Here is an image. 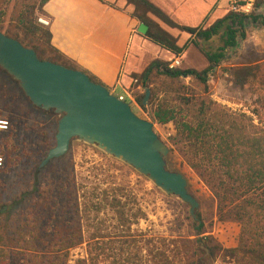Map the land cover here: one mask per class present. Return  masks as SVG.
<instances>
[{
    "label": "trees",
    "instance_id": "trees-1",
    "mask_svg": "<svg viewBox=\"0 0 264 264\" xmlns=\"http://www.w3.org/2000/svg\"><path fill=\"white\" fill-rule=\"evenodd\" d=\"M45 1L19 0L11 6L10 0H0V31L32 48L37 57L27 36L42 31L35 23V13L40 11ZM128 1L136 9L143 7L144 11L150 12L164 24L188 32L192 36L189 42L198 46L208 61L207 66L199 70L168 67V62L157 59L150 61L139 74L142 92L134 96V101L152 122L172 124L174 133L169 136L168 151L174 149L210 192L217 216L238 224L236 244L223 247L211 234H204L203 222L195 213L191 221L194 237H159L155 264H264V84L256 75L257 66L244 64L230 71L235 85H247L255 95L254 106L248 109V113L216 102L211 98L207 84V73L218 65L227 50L237 45L238 39H244L246 20L264 24L262 15L254 13L255 9L264 8V0H253L249 14L228 10L223 17L206 27L180 26L147 0ZM13 5L16 8L12 16ZM139 19L147 25L143 35L148 40L174 55L181 52L185 45L176 46L173 38L156 24L142 16ZM10 23L22 38L17 37L16 32L11 33ZM43 32L48 38V30L44 29ZM217 34L221 36V44L214 50L204 49L198 44V41H208ZM87 76L98 82L92 76ZM145 88L148 89V97L142 104ZM43 112L51 114V122L55 125L56 114L51 110ZM7 143L0 140L1 159L7 152ZM63 171L62 178L58 176L49 180L47 188L43 189L45 201L37 204L34 210V214L59 215L49 233L38 225L34 214L30 216V222L22 221L18 227L23 229L21 235L29 251L42 249L49 253L62 252L65 256L69 248L82 243L79 218L71 217V221L65 218L70 211L74 215L79 213L78 186L71 169L64 166ZM91 177L89 183L95 199L91 205L95 212L99 211L102 203L110 206L115 210L117 223L127 227L138 218H145V213L139 207L135 208L138 214L132 212V201L129 199L132 191L121 182H115L113 174H94ZM34 189L38 187L34 186ZM128 203L129 206L125 208ZM3 206L0 204V213L7 210ZM7 239L10 238L0 235V264L6 261L7 251L1 246L5 245ZM117 242V257L111 258L109 264H143L139 239L129 234L128 238ZM103 243L97 240L87 242L85 256L78 258L75 264H96L99 254L103 253ZM96 249L101 252H96Z\"/></svg>",
    "mask_w": 264,
    "mask_h": 264
},
{
    "label": "rangeland",
    "instance_id": "rangeland-1",
    "mask_svg": "<svg viewBox=\"0 0 264 264\" xmlns=\"http://www.w3.org/2000/svg\"><path fill=\"white\" fill-rule=\"evenodd\" d=\"M18 1L10 0L11 6L13 2L18 3ZM15 8L16 6L13 5L10 15H14ZM254 13L263 15L264 20V8H257ZM38 15H41L39 11L35 13V18ZM35 23L42 31L47 30L48 25H41L36 19ZM250 23L253 22L246 20L244 29L250 26ZM9 26L11 33H15L13 23ZM251 27L260 32L264 30V24L260 22H254ZM42 31L33 36H27V40L30 39L29 44L34 47L38 57L74 68L50 47L48 38ZM16 33H18L17 37L22 38L19 32ZM220 44L219 34L215 35L211 41L200 42L201 47L209 50H214ZM237 44L238 47L233 48L234 50L227 53L223 57L224 60L218 63V68L212 70L207 84L210 96L216 102L248 113V109L254 106L255 95L252 94L249 86L235 85L232 82L230 71L237 66L235 64L262 57L264 51L250 53L248 52L250 43L244 45V50L239 39ZM249 64L258 67L256 75L264 84V60L249 62ZM176 67L186 68L182 62H179ZM256 84L258 87V83ZM141 92L140 88L135 95ZM130 108L137 116L150 120L148 114L136 104H131ZM0 112V119H8L6 128L0 129V140L8 142L5 145L7 152L2 156L0 164V204L4 205L3 209H7L6 212L0 213V235L4 234L10 238L4 246H1L7 251L4 264H75L78 258L85 256L86 243L94 240L104 242L103 253L99 254L96 264H109L111 258L117 257V241L128 238L129 234L139 239L142 244L143 264H155V255L159 250V237H194L191 226L193 219L188 214L187 204L176 196L164 194L147 178L121 161L104 154L93 145L72 139L67 152L62 157L51 159L45 165L38 167L47 149L54 144L55 125L51 122L52 116L33 106L24 96L17 82L1 68ZM152 123L154 132L168 147L169 136L174 133L172 124L170 122L161 125ZM64 166L71 169L79 195L77 199L79 213L74 215L70 211L65 218L69 221L73 219L71 217L79 218L82 243L69 248L65 256L62 252L49 253L42 249L37 252L29 251L24 243L25 238L21 235L23 229L20 230L18 227L22 221L30 222L32 218L30 216L36 210L35 206L45 201L46 194L43 189L47 188L50 179L63 177ZM165 166L169 170L180 172L185 177L187 191L197 201L194 214L200 216L204 234H211L223 247L234 246L238 224L233 220L217 216L215 202L210 192L172 148L165 156ZM94 174L98 176L99 174H113L115 182H121L132 191L133 195L129 198L132 201V212L138 214L135 208L139 207L145 213V218H138L127 227L125 224L121 226L117 223L115 210L110 206L102 203L99 211L95 212L91 205L95 202L94 193H91V183H89ZM80 184L83 186L81 187ZM34 186L38 189L35 190ZM128 206L129 203L125 208ZM34 217L38 220V225L46 228L49 233L50 227L53 226L54 221L58 220L59 215L57 213L50 215L49 213H36ZM96 252L101 251L96 249Z\"/></svg>",
    "mask_w": 264,
    "mask_h": 264
},
{
    "label": "crops",
    "instance_id": "crops-1",
    "mask_svg": "<svg viewBox=\"0 0 264 264\" xmlns=\"http://www.w3.org/2000/svg\"><path fill=\"white\" fill-rule=\"evenodd\" d=\"M147 1L173 23L187 27H206L228 11L227 0ZM39 12L48 20V43L57 55L128 101L130 107L136 104L135 92L141 88L139 74L146 65L154 59L169 62L176 56L136 30L143 23L141 16L171 36L176 46L185 45L177 55L186 67L199 70L208 64L198 46L189 42L192 36L188 32L164 24L143 7L136 9L128 0H46ZM253 23L244 29L245 37L240 41L243 50L250 43L248 52L255 54L264 51V30H253ZM263 60L264 55L235 65Z\"/></svg>",
    "mask_w": 264,
    "mask_h": 264
},
{
    "label": "water",
    "instance_id": "water-1",
    "mask_svg": "<svg viewBox=\"0 0 264 264\" xmlns=\"http://www.w3.org/2000/svg\"><path fill=\"white\" fill-rule=\"evenodd\" d=\"M136 30L144 34L146 25L139 23ZM0 68L17 82L33 106L57 115L54 144L38 167L63 156L76 139L126 164L164 194L176 196L195 218L197 201L187 191L185 177L165 166L168 147L154 132L152 121L133 113L128 101L83 71L38 58L32 48L1 31ZM147 97L145 88L142 104Z\"/></svg>",
    "mask_w": 264,
    "mask_h": 264
},
{
    "label": "built area",
    "instance_id": "built-area-1",
    "mask_svg": "<svg viewBox=\"0 0 264 264\" xmlns=\"http://www.w3.org/2000/svg\"><path fill=\"white\" fill-rule=\"evenodd\" d=\"M252 3L253 0H227V9L235 13L249 14L252 11ZM35 19L41 25H48V20L42 15L36 16ZM179 62V56L176 55L168 62V67H176L178 66ZM211 73L212 70L207 73V79L211 77ZM118 98L122 99L120 96H118ZM6 126L7 120L0 119V129H5Z\"/></svg>",
    "mask_w": 264,
    "mask_h": 264
}]
</instances>
